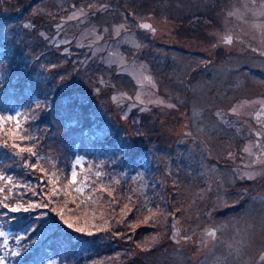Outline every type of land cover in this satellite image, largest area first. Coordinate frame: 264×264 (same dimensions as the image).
<instances>
[{"label":"rangeland","instance_id":"1","mask_svg":"<svg viewBox=\"0 0 264 264\" xmlns=\"http://www.w3.org/2000/svg\"><path fill=\"white\" fill-rule=\"evenodd\" d=\"M8 1L15 7L3 11L11 14L18 26L15 35L22 37L24 29L31 31L36 38L30 42L37 45L29 51L22 49V54L31 61L30 68L21 64L18 71L16 61L8 62L10 53L2 55L0 88L5 87L4 92L8 90L11 93L15 80L22 78L27 89L19 92L25 93L28 100L15 111L14 106L2 105L6 96L0 95V114L21 112L33 117L24 126L38 138L36 150L39 156L49 162L30 158L31 162L43 163L49 172L57 171L61 178L58 187L63 190L48 201L47 211L37 209L27 214V223L22 231L29 224L34 229L41 226L39 230L35 229L34 236L24 240L14 239L12 235L0 237V245H4L7 239V245L0 247V255L5 256L7 262L25 264V258L32 252L31 247L55 232V225L64 224L60 212L68 206L71 212L67 219L85 222L82 227L85 232L73 231L75 227L69 228L65 224L69 237L65 235V242H59L61 249L57 259L50 261L43 254L39 258L35 256L31 264H264L260 259L264 255V226L260 222L264 217V211H260L263 205L257 210L259 221L252 225L249 224L254 221L251 214L255 216L257 211L250 207L248 212L240 213L235 209V204L242 200L241 196H236L235 188L251 180L241 178L244 173L237 166V147L230 142V139L239 137L236 134L237 120H234L236 115L231 109L244 101H256V97L247 89H239L234 94L228 88L220 89L215 83L209 84L201 76L196 75L195 79L186 77L191 64L199 65L206 58L209 44L205 45V40L197 38L201 30L204 31L203 24L198 23L199 19L208 21L203 14L215 10L218 0H42L25 15L20 11L30 0L22 3H18L20 0ZM8 5L6 0L0 1V7L5 9ZM73 5L88 11L87 18L63 20L72 13ZM89 5H93L91 10ZM101 5L106 6V10H99ZM254 10L258 9L255 7ZM187 14L196 15L194 22L188 31L186 27L185 31H179L183 23L178 21H183ZM145 20L151 21L156 29L154 33L139 27ZM57 24H62L59 31ZM120 25H124L127 31L121 30L117 36L115 29ZM211 28L217 27L213 24ZM191 34L195 38L185 39ZM97 35L103 38L96 40ZM129 36L142 47L137 49L124 43L125 37ZM61 40L68 43H60ZM176 42L185 51H174L176 48L170 44ZM114 53L118 55L113 56ZM159 54L164 60L161 65ZM121 56L125 61L123 66L108 63ZM141 64L146 66L145 74L150 75L156 85L155 88L145 86L143 98L145 101L157 98L165 101L164 105L147 104L146 111L141 110L144 106L138 103L132 106L131 100L117 103L112 99L121 93L135 96L140 85L136 83L133 70ZM10 72L15 75L9 77ZM63 81L66 82L65 88L71 90L78 100L89 103L88 109L61 104ZM57 88L59 92L55 95ZM214 91L217 95L224 96L225 92L228 95L216 99ZM37 103L42 107L37 108ZM167 104L174 107H167ZM251 106L241 108L240 112ZM71 112H77L90 130L79 131L69 137L71 122L69 117V123L64 119ZM107 112L113 114L117 124L123 127L114 126L115 129L126 133L120 140L121 144L114 146V152L109 145L107 148L99 145L104 142L108 131V123L102 119ZM218 112L222 118L216 115ZM21 122L24 123L23 118ZM99 139L102 142H98ZM22 146H31V142ZM141 147L147 153L151 182L148 194L143 195L145 200L139 206L137 178L113 186L110 181H117L124 164L132 163L125 162L123 151L135 153ZM104 150L109 151L112 161L101 162ZM229 152L235 155V159L229 158ZM77 157L84 158L83 168L77 167V184L63 187L70 178L71 167ZM26 158L27 153L23 158L16 157L10 149L0 147V171L13 176L14 183L26 182L28 173L29 176L43 177V173L23 166ZM128 158L133 159L129 155ZM184 158H187V168L181 173L183 163L177 160ZM51 163H55V169ZM95 171L106 175L97 178ZM85 175L89 177L91 189L87 187L82 193L76 192L75 188L80 186ZM171 181L177 184L178 192L170 189ZM0 186H4V181H0ZM100 188H108L109 191L95 194ZM18 189L13 190L15 196H19ZM5 194L0 193V199ZM128 197L129 200L125 201ZM29 200L42 201L33 192L29 194ZM246 201L250 203V200ZM126 204L127 209L124 207ZM153 212L157 215L145 223V217ZM42 213L46 215L41 218ZM172 213L175 215H170ZM12 215L5 218L0 214V230L14 232L11 226L20 222L12 221ZM174 221L178 222L180 229L177 239L191 236L192 241L177 243L172 239ZM144 226L153 228L143 230L138 236V231ZM211 227L218 229L217 238L201 244L202 233ZM100 231L111 242L108 246H101L100 240H96ZM81 237L85 239L81 240ZM153 237H156L154 242ZM149 244L151 246L147 247ZM74 246L79 248L78 255ZM104 248L106 251H101ZM16 252L19 255H13Z\"/></svg>","mask_w":264,"mask_h":264},{"label":"flooded vegetation","instance_id":"2","mask_svg":"<svg viewBox=\"0 0 264 264\" xmlns=\"http://www.w3.org/2000/svg\"><path fill=\"white\" fill-rule=\"evenodd\" d=\"M261 3H264V0H218V7L215 10L203 14L208 21L199 19L200 23L198 24H203L204 31L201 30L197 38L201 37L205 40V45L209 44V47L206 49L205 60L201 61L202 63L199 65L191 64L186 77L193 79L198 75L209 84L215 83L220 89L228 88L234 94H237L239 89H247L256 97V101L264 99V28L259 27L264 25V16L258 15L257 10H254L255 7L259 9ZM234 10H239V16L229 15V12ZM194 16L196 15L187 14L183 17V21H178V23H183L180 28L178 26L179 31L180 29L185 31L184 27L188 31L194 22ZM213 24L217 27L214 30L211 28ZM199 28L198 30L201 29ZM192 35H187L185 39H191L194 37ZM225 35L233 37L232 44L221 43V37ZM170 46L176 48L174 51H185L177 42ZM159 56V65H161L164 60L160 54ZM190 72H192L191 75H189ZM213 95L216 99H220L228 94L225 92L224 96H222L223 94L217 95L214 91ZM259 110L260 105L253 104L236 115L234 120H237L236 134L239 137L230 139V142L235 143L237 147L238 169L243 173L254 175L251 181L235 188L236 196L242 197L241 202L235 204V209L240 213H243L244 210L248 212L250 207L257 211L258 207L262 205L263 209L260 208V211H264V157H260L257 161L255 155L249 156L242 152L243 146L249 143L255 144L257 140L264 142V136H255V132L264 131V127H262L264 126V113H261L258 118ZM253 153L259 154L258 147H253ZM229 194L232 195L230 190ZM245 200H250V203ZM251 215L254 221H251L250 225L259 221L258 211L255 216L253 213ZM260 222L264 226V217L262 220L260 219Z\"/></svg>","mask_w":264,"mask_h":264},{"label":"snow or ice","instance_id":"3","mask_svg":"<svg viewBox=\"0 0 264 264\" xmlns=\"http://www.w3.org/2000/svg\"><path fill=\"white\" fill-rule=\"evenodd\" d=\"M73 11L70 15H68L66 18H62L65 21H70V20H80L81 18H87L88 16V11H86L83 7L81 8H76L75 5L72 6ZM93 8V5H89V10ZM99 10H106V6L101 5ZM258 15L264 16V3H261L260 8L257 10ZM230 16H239V10H234L232 12H229ZM141 29L148 30L151 32H155L156 29L150 24V23H142L139 25ZM261 28H264V25L259 26ZM57 30L59 31L62 28V24H57L56 25ZM121 30H124L125 32L127 31L126 27L124 25H120L115 29V35L119 36L121 33ZM94 31V30H93ZM103 37L100 35L96 36V40H100ZM124 43H129L133 45L135 48H140L142 47V44L134 40L133 38L125 37ZM233 42V37L231 35H225L221 37V43L225 45H230ZM60 43H68V41L61 40ZM83 47V45H80ZM67 51V49H65ZM118 54L114 53L113 56H116ZM109 64L111 63H119L122 66L124 65L125 61L123 57L121 56L118 60L117 59H111L108 61ZM145 69L146 66L141 64L139 65L136 69L133 70L134 78L136 80V83L140 85V89L136 92L135 96H128L126 93H121L119 96H113V100L116 101L117 103H120L124 100H131L133 101V105L135 106L137 103L139 105H142L141 110L146 111L147 104H160L164 105L165 101L162 99H148L145 101L144 97V87L145 86H151L152 88H155V81L150 75L145 74ZM63 79V78H61ZM101 82H103V78L101 77ZM253 104H259L260 105V110L257 112V117L259 118L261 113H264V99L258 100V101H244L240 105L233 107L231 109V112L234 115H239L240 114V109L244 108L245 106H251ZM167 107H174L172 104H167ZM37 108H41L42 105L40 103L36 104ZM218 117L222 118L221 113L216 114ZM21 118H23L24 123L21 122ZM33 117H31L28 113H21V112H16L14 115H3L0 114V147L5 148V149H10L16 157H24V154H28V158L25 159L24 167L29 168L30 170H33L34 172H39L43 173L44 178L49 179V183L51 185V192H45L44 195L46 196V199L44 201H32V200H26L25 199V193H21L19 196H15L13 193L14 189L23 187L25 190H29V185L23 184V183H14V177L10 175H5L2 171H0V181H4V186H0V193H7L3 195V198L0 199V214L3 215V217L7 218L9 217L10 214H16V213H21V214H32L35 212L37 209H45L49 207L48 199L54 198L59 193L63 190L62 187H58L60 184V175L58 174L57 171L53 170L49 172L48 169L44 167L43 163H32L30 158H36L38 161H47V158L39 156L38 151L36 150V141L37 137L33 136L30 132L29 129L25 128V124L30 121ZM264 127V126H262ZM255 136L260 137L264 136V131H257L255 132ZM25 142H31V146H22L25 145ZM253 147H258L259 149V154L257 155L256 153H253ZM242 152L248 154L249 156H256V160L258 161L260 157H264V142H261L260 140H257L255 144L249 143L242 148ZM229 158L235 159V155L231 152L228 153ZM83 162L84 158L83 157H77L71 167V175L70 178H67V182L63 187H71L72 185L77 184V167H80L81 169L83 168ZM256 162V161H254ZM52 169L56 168L55 163H51ZM91 169H89L90 171ZM95 177L100 178L106 173H103L101 171H95L94 173ZM247 178L249 180L254 178V175L251 173H244L241 177ZM89 177L85 175L83 179L80 181V186L75 188L76 192L82 193L85 189V187H90L89 183ZM117 183L119 181H116ZM36 187H40L37 185ZM103 191L108 192V188H102ZM31 191L33 194H38L35 192V188H32ZM67 193L65 192V195ZM111 195V193H109ZM125 209H127V204L124 206ZM159 208V206H157ZM55 210V209H53ZM151 211V208L149 207L148 209ZM124 211V209H122ZM46 215L45 213L41 214V218ZM157 213L153 212L151 216L145 217V223L149 222L150 220L153 219L154 216H156ZM170 215H175L174 213ZM60 217L63 221L64 224H66L69 228H73L74 225L70 223L67 219H64V214L63 211L60 212ZM11 219L15 222L17 217L15 215L11 216ZM178 222L173 223L172 227L175 230L172 236V239L176 240L177 243H180L181 240L184 242H190L192 241L191 236H183L177 239V237L180 234V229L177 226ZM31 229L32 231H35L33 228L32 224L27 225L25 232ZM78 232H85L84 228H76L75 229ZM217 228H211V229H205L204 232L202 233L200 243L205 244L210 240H215L217 238ZM91 234V233H89ZM9 233L0 230V237H7ZM17 240H23L24 237L17 235L14 237ZM153 242L156 240V237H153ZM7 245V239L4 241V245H0V247L6 246ZM151 245H147V247H150ZM13 255H19V252L13 253ZM261 261H264V255L260 257ZM0 264H7L5 260V256L0 255Z\"/></svg>","mask_w":264,"mask_h":264},{"label":"trees","instance_id":"4","mask_svg":"<svg viewBox=\"0 0 264 264\" xmlns=\"http://www.w3.org/2000/svg\"><path fill=\"white\" fill-rule=\"evenodd\" d=\"M23 1L24 0H20V1H18V3H22ZM41 1L42 0H30L28 2V4L24 7V9L20 12L24 13V15H25L29 11V9L37 7ZM6 2L9 5L5 9L3 7H0V60H1L2 55H5V54L7 55L10 53L11 59L8 60V62H10V64H12V63H14V61H16L15 67L18 71L21 69V64H24L26 66L29 65V68H30L31 61L29 60L27 55L22 54V49L29 51L31 47L36 46L37 44L30 42V39H33L36 37H33V34H34L33 32L27 31L25 29L23 30L22 37H20L19 35L18 36L15 35V29L18 28V26L14 23V20L12 19V15L7 14L3 11L6 9H10V8L14 9L15 4L11 3L8 0H6ZM117 2H121V1H117ZM114 4H119V3H114ZM33 21L37 22V20H33ZM36 34L38 35V33H36ZM7 36L11 40L9 38H7ZM12 39H14V40L12 41ZM13 75H15V73L10 72L9 77L13 76ZM21 77H22V75H21ZM14 80H15V77L12 80V82ZM14 83L16 85H13L14 89L12 90L11 93H8L7 92L8 90L5 93L4 92L5 87H1L0 88V95L6 96V99L3 101L2 105H5V106L8 105V107L14 106L13 110L18 111V109H20L21 106H24V104L28 100V98L25 99V97H24L25 93H20V92H25V90L27 88H25L23 86L24 82H23L22 78L19 81L15 80ZM65 83L66 82L63 81V100H61L62 101L61 104L63 106L74 105V106H78V107H81L84 109H88L89 103L78 100V97L75 96L71 90L65 88L66 87V85H64ZM15 91H17V92H15ZM58 92H59V89L57 88V90L55 91V95H57ZM60 94L62 95V93H60ZM19 97H21V99H19ZM32 99H33V97H32ZM68 117H69V120L71 122L69 124V129L71 132V133L69 132V137L75 136V134L79 131L90 130V129H88L89 125L86 124L85 122H82V120L79 117L77 112H71V113L67 114L65 116L64 120L67 121ZM102 119L108 123V131H107V135L105 136L104 142L100 143L99 145L102 148L106 147V145H109V146H111L110 149L114 152V149H115L114 146L116 144H121L120 140L125 137L126 133L124 132V130H116L115 129L114 126H116V127L120 126V129H122L123 127L121 125L117 124V122L115 120L116 118L113 116V114H110L107 112L106 114H104L102 116ZM70 125H72L71 128H70ZM98 142H102V141L99 139ZM98 142H96V144H98ZM108 154H109V151H107V150L103 151L101 162H105V160L112 161L109 158ZM128 155L131 156L133 159L129 160ZM122 156H123V159H125V162L132 161V163H130L129 165L124 164L123 170L119 171V178L117 181H119L121 183H125L127 181L129 182L128 179H131V180H133V178L138 179L137 180V185H138L137 194H138V205L140 206L141 202H143L145 200V198H143V195L148 194L147 189H148V186L150 185V182H151V178L148 177L150 172L147 170V166H148L147 159H148V157H147L146 150L144 147L136 149L135 153H130L129 150H126V151L124 150ZM31 159H35V158L33 157ZM186 160H187V158H184L183 160H177V162L183 163V165L181 167V169H182L181 173H183V171L187 168V166L185 165ZM137 162H139V163H137ZM126 167H129L130 169L126 170ZM188 167L190 168V164L188 165ZM31 177H33L32 181L30 180ZM102 177H105V175ZM25 181L26 182H23V184L29 185V190H25L23 187H20L18 189L19 195L21 193H25V198H27L29 200V194L32 193L31 189L35 188V192L38 193L36 195L39 196V198L42 201H44L46 199V196L44 195V193L49 192V182H48L47 178L41 179V177L39 175H30L29 176V173H28L27 177L25 178ZM148 182H149V184L147 185ZM110 183L112 184V186L117 184L116 181H114L113 183L110 181ZM170 183H171L170 189H173L174 192H178L177 184L173 183V181H171ZM37 185H39L40 187H36ZM89 188L91 189V187H89ZM134 188H137V186H134ZM85 190H87V187H85ZM123 192H124V190H123ZM100 193L103 194V193H105V191H102V188H100V189H98V191L95 192V194H100ZM128 194H131V192L129 191ZM148 198L150 199L151 197L149 196ZM49 200L50 199H48V201ZM128 200H129V197L125 201H128ZM69 208L70 207H68V206L63 208V214L65 216V219H67V217L69 216V214L71 212V210ZM47 209L48 208H45L44 210L47 211ZM48 211H50V209ZM14 215L17 217L16 221L19 220V222H20V224H17L20 226V228H16L17 225L16 226L12 225L10 229L13 230L14 232L11 234L9 231H6L9 233L8 236L12 235L13 237H16L17 235L20 234L22 237H24V239L26 237L34 236L33 233L35 231H27V233L25 231H22V229L26 226V223H27V214L16 213ZM128 216H131V212H128ZM76 219H80V218H76ZM69 222L76 223L74 226L75 229L76 228H82L85 225V222L81 223L77 220H72ZM61 225H63L64 227ZM40 227H35V229L39 230ZM141 228L142 229H140V231H138V236L142 235L141 233L143 230L152 229L153 226H144ZM75 229L73 231H75ZM54 230H55V232H52L51 234H49L42 241H40L39 244L31 247L32 252L29 253L28 256L25 258L26 259L25 264H31V261H34L35 256H37L39 258L43 254H44L43 256L46 257L50 261L57 259L58 255L60 253V249H61L59 242L64 243L65 242V235L69 237V232H66L67 226L65 224H62V223H60V225L59 224L55 225ZM58 230H59V232H58ZM61 236H63V239H61ZM72 239H74V238H72ZM83 239H85V238L81 237V240H83ZM96 240H100V243L102 244L101 246H104V245L108 246V244L111 243L109 240H107L104 237V235L102 234V231H100L98 233V235L96 236ZM63 247H65V246H63ZM74 248H76V246H74ZM78 250H79V248L75 249L77 255H78ZM101 251H106V248H104ZM7 264H14V263H10V261H8ZM135 264H137V263H135Z\"/></svg>","mask_w":264,"mask_h":264},{"label":"water","instance_id":"5","mask_svg":"<svg viewBox=\"0 0 264 264\" xmlns=\"http://www.w3.org/2000/svg\"><path fill=\"white\" fill-rule=\"evenodd\" d=\"M142 23H150L152 25L151 21H149V20H145V21L140 22V24H142ZM211 228H213V227H211Z\"/></svg>","mask_w":264,"mask_h":264}]
</instances>
